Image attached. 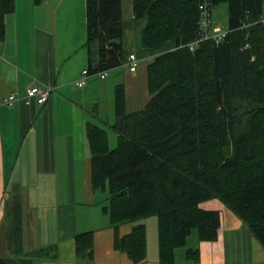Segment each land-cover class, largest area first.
<instances>
[{"label": "trees", "instance_id": "16d2710c", "mask_svg": "<svg viewBox=\"0 0 264 264\" xmlns=\"http://www.w3.org/2000/svg\"><path fill=\"white\" fill-rule=\"evenodd\" d=\"M201 0H132L133 20H144L141 47L153 60L146 67L149 100L128 112L123 82L113 87L112 122L86 120L90 186L107 193L101 211L116 231L113 246L134 263L147 256L142 221L157 222L159 264H176V252L196 230L215 241L220 213L202 208L218 200L264 248V0H209L226 4L224 39L189 44L198 36ZM40 5L42 0H31ZM87 72H109L124 64L122 0H85ZM15 0H0V41ZM123 75V74H122ZM104 79V78H103ZM107 129L116 134L110 148ZM133 224L131 232L117 229ZM13 243V242H12ZM0 255V264H33L21 253ZM54 247L39 250L47 256ZM80 262L94 259V232L74 237ZM188 248L186 258L198 260Z\"/></svg>", "mask_w": 264, "mask_h": 264}, {"label": "crops", "instance_id": "0c3cea01", "mask_svg": "<svg viewBox=\"0 0 264 264\" xmlns=\"http://www.w3.org/2000/svg\"><path fill=\"white\" fill-rule=\"evenodd\" d=\"M132 18L133 13L123 30L122 82L128 112L143 109L149 100L146 67L153 60L152 53L141 47L145 21ZM85 42V0H42L37 6L31 0H15L14 12L5 17V37L0 41V236L10 234L9 229L2 230L4 221H14L16 235L22 236L21 253L33 257V264H159L156 220L149 225L146 258L134 263L114 248L116 231L101 211L106 198L91 189L84 124L94 106L102 119L104 95L112 119L115 84L104 80L118 71L107 72L104 80L88 76L78 86L87 69ZM130 53L139 60L134 72L126 63ZM33 86L53 87L46 104L26 102ZM11 93L17 101L4 105ZM12 195L20 201L11 202ZM40 196H49L53 205L44 215ZM202 208L220 213L218 237L210 242L196 237L188 248L198 250V260H188L186 248L176 252V264H264L263 246L224 204L211 200ZM132 228L131 223L120 225L118 236ZM89 230L94 232V259L80 262L74 237ZM50 246L54 249L47 256H37Z\"/></svg>", "mask_w": 264, "mask_h": 264}, {"label": "rangeland", "instance_id": "374dc122", "mask_svg": "<svg viewBox=\"0 0 264 264\" xmlns=\"http://www.w3.org/2000/svg\"><path fill=\"white\" fill-rule=\"evenodd\" d=\"M122 10H123V19L125 21H130V18L132 15V0H122ZM211 16H212V21L214 24L219 25L224 30L227 29L228 7L226 4H221L218 7L213 8ZM128 40H130V39H128ZM114 70L118 71L119 73L118 72L113 73V75H110L108 78H106V79L104 78L105 80L104 79H102V80H104L106 82L110 81V83H114V84L121 83L122 79H123L122 68L119 67V68L114 69ZM105 94L108 95L107 92H105ZM112 95H113V90H112ZM107 101L108 100H107V97L105 95L100 100L101 104H100L99 112H100V115L102 114L101 117L104 121H106L107 117L109 116V114L107 112L108 111ZM94 111L95 110L93 107H91L89 109L90 114H88V118H87L88 121H92V122L98 121L97 118L93 117ZM112 121L113 120H110L109 123H113ZM107 131H108V135H109L110 148H114L116 146V134L113 131H111L110 129H107ZM22 165L23 164L20 163V167H22ZM97 192L100 193L101 195H103L105 198L107 197V193H101L99 191H97ZM9 198H10L11 202H13V203H18L20 201L19 196H13L12 195ZM34 198H35V196L33 195L31 199H34ZM48 198H49V196H46V197L40 196V210H41V212L43 211L42 212L43 215L48 213L49 210H51L53 208V205L49 203L50 200ZM31 204H33V200H32ZM155 220L156 219L154 217H150L144 221V222H148L147 233H149L150 222L151 221L155 222ZM17 228H18V226L16 227V225L14 224V221H11V222L4 221L3 226H2V230L5 232L6 230L9 229L8 231L10 232V234L7 235V232H5L6 237L3 235L0 236V255L6 256L9 253H13L14 251L12 250V248L14 246H16V251H17L18 244H19V242L22 241L21 234L16 235ZM196 237H197L196 230H193L191 235L188 237L186 246L178 249L177 252H179V254H180V252H183L186 248H188L196 240ZM6 239L12 241L13 243L8 244Z\"/></svg>", "mask_w": 264, "mask_h": 264}, {"label": "built area", "instance_id": "2783aa9c", "mask_svg": "<svg viewBox=\"0 0 264 264\" xmlns=\"http://www.w3.org/2000/svg\"><path fill=\"white\" fill-rule=\"evenodd\" d=\"M212 9L210 7L209 0H201L199 4V30L196 40L189 44V49L193 50L201 41L204 40H213L216 44L220 43L228 30L222 29L219 25L214 24L212 21ZM258 23L264 25V13L258 20ZM138 58L135 54L131 53L127 56L126 62L129 67L130 72H134L138 66ZM88 76L87 70H83L79 80L76 82L78 86H83L85 80ZM99 78L106 76V73H97ZM52 86H33L27 90L26 102L34 100L37 104H45L52 94ZM17 95L15 93L9 94L3 99V104L7 106H12L17 101Z\"/></svg>", "mask_w": 264, "mask_h": 264}]
</instances>
